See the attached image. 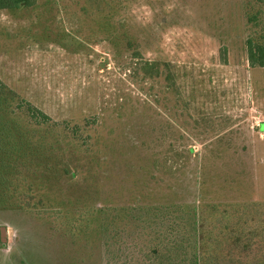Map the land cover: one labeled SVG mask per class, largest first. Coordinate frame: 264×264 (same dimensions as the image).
Instances as JSON below:
<instances>
[{"label":"rangeland","instance_id":"rangeland-1","mask_svg":"<svg viewBox=\"0 0 264 264\" xmlns=\"http://www.w3.org/2000/svg\"><path fill=\"white\" fill-rule=\"evenodd\" d=\"M248 40L264 0L0 6V264H264Z\"/></svg>","mask_w":264,"mask_h":264},{"label":"trees","instance_id":"trees-1","mask_svg":"<svg viewBox=\"0 0 264 264\" xmlns=\"http://www.w3.org/2000/svg\"><path fill=\"white\" fill-rule=\"evenodd\" d=\"M6 1V3H5ZM30 0H0V6H18V5H27ZM247 54L249 63L254 66L258 65L264 67V46H254L248 40L247 41ZM151 68V64L144 63L142 69L147 71ZM264 127V124L262 125Z\"/></svg>","mask_w":264,"mask_h":264},{"label":"water","instance_id":"water-1","mask_svg":"<svg viewBox=\"0 0 264 264\" xmlns=\"http://www.w3.org/2000/svg\"><path fill=\"white\" fill-rule=\"evenodd\" d=\"M5 236H6L5 228L1 227L0 228V241H1V243L5 242Z\"/></svg>","mask_w":264,"mask_h":264}]
</instances>
